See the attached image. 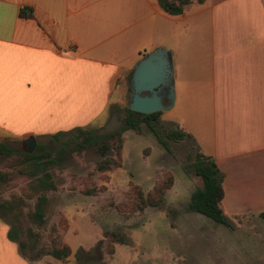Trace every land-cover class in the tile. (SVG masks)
<instances>
[{"label": "crops", "instance_id": "obj_1", "mask_svg": "<svg viewBox=\"0 0 264 264\" xmlns=\"http://www.w3.org/2000/svg\"><path fill=\"white\" fill-rule=\"evenodd\" d=\"M156 46L172 69L164 118L213 158L229 227L264 229V0H192L177 14L156 0H0V133L101 125ZM8 230L0 217V264H74L69 244L64 258H28Z\"/></svg>", "mask_w": 264, "mask_h": 264}, {"label": "rangeland", "instance_id": "obj_2", "mask_svg": "<svg viewBox=\"0 0 264 264\" xmlns=\"http://www.w3.org/2000/svg\"><path fill=\"white\" fill-rule=\"evenodd\" d=\"M126 102L127 93L120 105H111L101 125L88 126L92 137L82 145L70 131L57 137H36L33 150H45L46 157L53 156L47 170L55 188L41 189L33 176L24 174H14L7 183L0 181V217L17 236L20 251L30 259L45 256L41 252L54 232L51 225L60 232L66 229L68 219L64 238L73 249V257L78 246L90 248L85 264H262L264 229L260 224L233 228L186 209V196L200 185L190 166L195 150L191 140H173L161 133L163 144L139 122L121 132L119 165L111 162V147L100 150L107 134L123 124ZM165 111L160 110L159 118L170 123L164 118ZM0 140L21 149L19 139L0 133ZM164 170L172 174L174 188L165 190L160 205L132 212L115 208L116 202L125 199L128 181L146 191ZM88 186L101 188L92 194L83 192ZM40 192L46 199L38 219L33 202ZM104 228L116 230L126 239L116 243L113 253L95 243L100 238L102 243L100 231Z\"/></svg>", "mask_w": 264, "mask_h": 264}, {"label": "trees", "instance_id": "obj_3", "mask_svg": "<svg viewBox=\"0 0 264 264\" xmlns=\"http://www.w3.org/2000/svg\"><path fill=\"white\" fill-rule=\"evenodd\" d=\"M189 1L192 0H156L161 9L169 14L182 12L184 5ZM20 13H22L21 10ZM123 110V124L110 131L106 136V143H103L100 147L102 152L108 147L113 149L114 159L111 162L114 165H119L120 163V150L122 145L121 132L126 128H135L139 122L145 123L157 140L163 144L165 140L161 133L165 137L173 140L188 138L191 140L195 149L190 166L193 173L200 179V185L195 186L190 191L185 207L186 209L199 212L216 222L230 226V222L223 215L220 206V198L222 196L221 173L216 167L213 158L199 151L190 134L185 132L181 127L172 122L168 123L166 120H163V123L162 119L159 118L160 110L143 113L131 110L126 106L123 107ZM70 132L74 134L75 138H79V141H77L79 145L89 141L92 137V129L83 126H76ZM61 133L63 131H57L52 133L51 136L57 137ZM46 154L47 152L45 150L27 152L22 149H13L5 141L0 140V181L7 183L14 174H24L27 177L33 176L35 182L41 189L55 188V184L50 177V172L47 170V165L53 162V156L46 157ZM172 181V174L167 170H164L161 176L156 178L146 191H143L139 184L128 181L124 190L125 199L116 202L114 206L121 212L141 211L145 206H158L163 199L165 190L170 187ZM30 185V181H27L29 190L31 189ZM100 188L88 186L83 192L92 194ZM25 193L31 197L29 191H25ZM45 199V194L41 192L34 197L33 214L38 219L42 217ZM259 215L264 220V211L259 212ZM51 228L54 232L45 244L44 251L41 253L49 254L56 258H64L70 253V247L61 235L65 228L60 232L54 225H51ZM101 235L103 238L102 243L101 238L97 239L95 243L101 245V248L106 253H112L114 251V244L116 242L121 243L126 241L120 232L113 229L104 228L101 230ZM8 236L17 240V236L11 234L10 229L8 230ZM17 242L20 249V242L18 240ZM89 249L82 246L76 248L74 259L77 264H85L87 262L90 253ZM98 259L103 263V259L100 256ZM262 264H264V261Z\"/></svg>", "mask_w": 264, "mask_h": 264}, {"label": "water", "instance_id": "obj_4", "mask_svg": "<svg viewBox=\"0 0 264 264\" xmlns=\"http://www.w3.org/2000/svg\"><path fill=\"white\" fill-rule=\"evenodd\" d=\"M128 88L125 106L131 110L148 113L172 105V69L165 47L156 46L137 59L128 74ZM35 143L34 136L29 134L21 140V149L30 152Z\"/></svg>", "mask_w": 264, "mask_h": 264}]
</instances>
